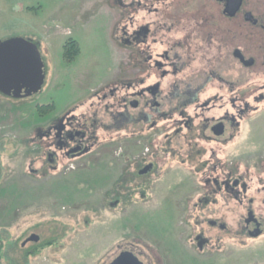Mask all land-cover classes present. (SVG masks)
<instances>
[{"label":"flooded vegetation","instance_id":"1","mask_svg":"<svg viewBox=\"0 0 264 264\" xmlns=\"http://www.w3.org/2000/svg\"><path fill=\"white\" fill-rule=\"evenodd\" d=\"M107 6L116 68L37 129L34 162L76 169L107 153L138 202L174 170L189 250L264 264V0Z\"/></svg>","mask_w":264,"mask_h":264},{"label":"rangeland","instance_id":"2","mask_svg":"<svg viewBox=\"0 0 264 264\" xmlns=\"http://www.w3.org/2000/svg\"><path fill=\"white\" fill-rule=\"evenodd\" d=\"M107 3L0 0V41H33L47 71L34 95L0 92V264H110L125 249L144 264H211L187 246L180 207L189 187L174 170L138 202L128 174L115 170L107 153L76 169L44 171L43 159L34 162L44 155L34 142L37 129L86 101L116 68ZM72 37L81 53L67 62L63 45ZM33 233L40 240L26 242Z\"/></svg>","mask_w":264,"mask_h":264},{"label":"water","instance_id":"3","mask_svg":"<svg viewBox=\"0 0 264 264\" xmlns=\"http://www.w3.org/2000/svg\"><path fill=\"white\" fill-rule=\"evenodd\" d=\"M46 68L38 46L24 38L0 41V92L25 98L38 93L45 82ZM32 234L27 241H39ZM110 264H144L132 251H122Z\"/></svg>","mask_w":264,"mask_h":264},{"label":"trees","instance_id":"4","mask_svg":"<svg viewBox=\"0 0 264 264\" xmlns=\"http://www.w3.org/2000/svg\"><path fill=\"white\" fill-rule=\"evenodd\" d=\"M81 53V46L79 42L73 38H68L66 40V43L64 45V59L67 60L68 62L73 61L74 59L77 58V56ZM52 107V105H49ZM53 241H49V244H52ZM39 251V249H36Z\"/></svg>","mask_w":264,"mask_h":264},{"label":"crops","instance_id":"5","mask_svg":"<svg viewBox=\"0 0 264 264\" xmlns=\"http://www.w3.org/2000/svg\"><path fill=\"white\" fill-rule=\"evenodd\" d=\"M2 138H0V141H1Z\"/></svg>","mask_w":264,"mask_h":264}]
</instances>
